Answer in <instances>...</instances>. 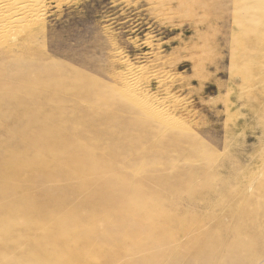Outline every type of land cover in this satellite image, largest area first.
<instances>
[{"label": "rangeland", "instance_id": "374dc122", "mask_svg": "<svg viewBox=\"0 0 264 264\" xmlns=\"http://www.w3.org/2000/svg\"><path fill=\"white\" fill-rule=\"evenodd\" d=\"M6 1L0 3L5 13L11 7ZM14 1L16 6L0 15V83L16 89L21 85L22 90L25 78L56 71L71 81L76 72L96 80L99 91L85 100L92 102L96 94L108 96L116 106V123L127 130L116 135L117 172L138 174L150 191L157 190L159 182H168L175 193L171 210L177 219L193 221L192 230L167 244L174 248L186 244L181 260L162 258L167 245L155 243L107 264L137 262L150 255L158 259L144 264H189L191 257L198 261L194 264H205L202 261L214 255H224L230 260L226 264H264V0ZM134 73L141 94L164 101L169 115L182 121L181 128H163L160 119L143 114L152 134L129 139L132 124L141 115L115 89L122 87L123 77ZM67 94H62L67 119L72 112L86 113L85 105L74 111V98ZM5 108L0 106V112L8 119L10 111H22L20 106ZM5 119L4 126L0 124L1 157L18 141L5 131L11 124ZM100 132V146L106 148L111 134ZM65 166L51 164L43 178L27 180L24 189L31 196H39L41 190L63 196L61 211L66 212L116 172ZM229 193L233 201L242 194L249 197L248 209L259 205V238L256 244L246 242L248 249L232 253L227 243L233 242L234 234L227 230L212 252L203 235L232 224L224 206L229 201L218 204ZM247 236L245 241L252 235ZM201 242L202 252L192 250Z\"/></svg>", "mask_w": 264, "mask_h": 264}, {"label": "bare ground", "instance_id": "6f19581e", "mask_svg": "<svg viewBox=\"0 0 264 264\" xmlns=\"http://www.w3.org/2000/svg\"><path fill=\"white\" fill-rule=\"evenodd\" d=\"M5 1L0 0V3ZM8 3H11V7L5 10L6 13L16 6L14 0ZM6 13L0 6V15ZM135 74L123 77L122 87L115 89L117 96L127 100L141 115L132 124L135 128L131 130L129 139L131 136V141H137L152 134L153 130L149 131L144 125L148 121L146 115L160 119L163 128L166 125L181 128L182 121L169 115L163 106L164 101L141 94ZM89 79L76 72L75 79L71 81L56 71L35 79L25 78L22 90L21 85L16 89L11 83H0V106L22 108V111H18L19 108L10 111L9 119L5 117L7 120L0 112L1 126H4L3 119L9 120L11 124L6 126L5 131L11 139H18L16 144H9L5 154L0 156V264H107L111 259L132 255L134 251L155 243L167 245L194 226L192 219L184 216L177 219L176 212L171 210L170 197L175 193L168 182L161 181L157 190L150 191L144 187L143 180L137 178L138 174L126 176L117 172L115 160L120 152L116 147V135L127 130L116 123V106L108 96L96 94L92 102L85 100L88 94L99 91L94 86L96 80ZM63 93L73 96L74 111L85 105L86 113L78 115L72 112L67 119ZM22 120L26 124H17ZM75 129L80 132L74 134ZM88 129L94 133L89 135ZM100 130H108L111 134L106 148L100 146L103 139ZM7 135L5 133V137L10 138ZM3 140L6 142L10 139ZM14 140H11L12 143ZM2 145L8 146V143ZM157 145L155 148H159ZM147 147L152 146L148 144ZM54 163L65 164L69 170L79 166L84 172H116L97 183L82 203L62 212L63 196L49 190H41L39 196H31L23 187L27 180L43 178L46 175L44 171ZM115 181L119 183L115 184ZM231 194L219 200L218 204L229 201L230 204L224 206L232 224L221 225L216 231L203 235L212 252L222 242L227 230L234 234L233 242L227 243L228 251L232 253L235 249H248L244 244H256L259 238V225L256 224L259 221V205H252L253 208L248 209L251 205L249 197L242 194L233 201ZM261 194L264 196V190ZM51 200L55 201L52 205ZM247 234L252 235L253 239L245 241ZM23 241L26 244L20 245ZM185 247L186 244L176 248L167 245L160 256L167 258V261L181 260ZM203 248V242L197 248L192 246L195 252H202ZM155 259L158 258L150 255L137 262L125 261L123 264H144ZM228 261L224 255H214L202 263L226 264ZM196 262V257H191L189 264Z\"/></svg>", "mask_w": 264, "mask_h": 264}]
</instances>
